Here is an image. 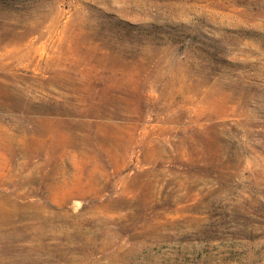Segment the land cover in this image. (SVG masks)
Segmentation results:
<instances>
[{
	"label": "rangeland",
	"instance_id": "374dc122",
	"mask_svg": "<svg viewBox=\"0 0 264 264\" xmlns=\"http://www.w3.org/2000/svg\"><path fill=\"white\" fill-rule=\"evenodd\" d=\"M0 264H264V0H0Z\"/></svg>",
	"mask_w": 264,
	"mask_h": 264
}]
</instances>
